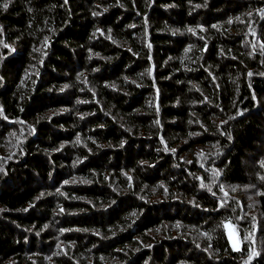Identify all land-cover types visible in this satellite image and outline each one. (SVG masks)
<instances>
[{
    "label": "trees",
    "instance_id": "trees-1",
    "mask_svg": "<svg viewBox=\"0 0 264 264\" xmlns=\"http://www.w3.org/2000/svg\"><path fill=\"white\" fill-rule=\"evenodd\" d=\"M263 167L264 0H0V264H264Z\"/></svg>",
    "mask_w": 264,
    "mask_h": 264
},
{
    "label": "rangeland",
    "instance_id": "rangeland-1",
    "mask_svg": "<svg viewBox=\"0 0 264 264\" xmlns=\"http://www.w3.org/2000/svg\"><path fill=\"white\" fill-rule=\"evenodd\" d=\"M264 172V167L261 170ZM259 173L257 175V177L262 181V184H264V173L261 174ZM260 184V186H258V184L255 185H248V186H244V187H231V188H227L225 189V193L226 195L230 196V200L233 199L237 202H239L240 207L242 209V213L245 214L246 218H250L253 217L254 219L257 218L259 216V202H258V197L259 195L264 191L263 189H261L260 187H263V185ZM158 197L155 196L152 201H157ZM224 203V200H223ZM224 207V205L222 206V208ZM244 221H238V224H242ZM229 225H231V227L226 228L225 227V231H226V235L229 239V242L231 244V246L233 247L234 250H240L242 249V245L244 243H251L253 245V247L251 248V255L248 258H245L243 260H240L241 264H253L254 260L257 258L259 249L258 246L260 245V239L258 238L260 236V233L256 232V229L253 230V232L251 234H249V230H248V234L246 231H242L243 229V225H234L231 223H228ZM240 231H242L244 238L242 239L240 236ZM192 232L191 231H187L186 233H183L186 236L190 237V234ZM255 233L257 235V238L255 236ZM201 239H204V235H202ZM258 243V244H257Z\"/></svg>",
    "mask_w": 264,
    "mask_h": 264
},
{
    "label": "snow or ice",
    "instance_id": "snow-or-ice-1",
    "mask_svg": "<svg viewBox=\"0 0 264 264\" xmlns=\"http://www.w3.org/2000/svg\"><path fill=\"white\" fill-rule=\"evenodd\" d=\"M3 7H4V8H7V7H8V4H7V3H5V4L3 5ZM225 227H226V228H229V227H231V225H229V224H226V225H225Z\"/></svg>",
    "mask_w": 264,
    "mask_h": 264
}]
</instances>
